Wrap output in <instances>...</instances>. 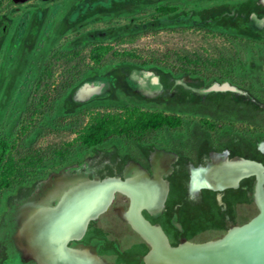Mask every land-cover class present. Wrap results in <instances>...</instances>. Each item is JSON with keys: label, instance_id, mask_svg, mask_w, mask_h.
I'll return each instance as SVG.
<instances>
[{"label": "rangeland", "instance_id": "obj_1", "mask_svg": "<svg viewBox=\"0 0 264 264\" xmlns=\"http://www.w3.org/2000/svg\"><path fill=\"white\" fill-rule=\"evenodd\" d=\"M97 42L163 65L175 60L166 55L197 52L226 60L211 65L210 79L119 56L94 65ZM77 47L82 68L69 75L70 63L56 53ZM45 74L51 106L34 113ZM127 103L176 112L183 125L155 132L146 145L118 136L80 143L77 128L90 112ZM0 138L14 152L45 153L32 175L0 189V264H50L29 244L38 209L57 207L79 185L142 174L163 183L159 202L141 213L171 245L219 240L261 211L264 0H0ZM243 165L250 169L227 174ZM110 199L70 245H88L94 264H145L153 246L127 218L130 192L116 188Z\"/></svg>", "mask_w": 264, "mask_h": 264}, {"label": "bare ground", "instance_id": "obj_2", "mask_svg": "<svg viewBox=\"0 0 264 264\" xmlns=\"http://www.w3.org/2000/svg\"><path fill=\"white\" fill-rule=\"evenodd\" d=\"M247 167L234 166L227 174H242L250 169ZM255 170L260 172L259 168ZM119 187L127 189L132 196L129 218L152 241L153 252L148 257V264H264L262 189L258 192L261 211L251 222L231 229L219 243L182 245L177 253H173L168 250L163 230L148 222L141 213L142 206L156 205L163 194L162 181L159 178H150L147 174L129 181L106 179L104 182L82 184L68 191L57 207H41L32 220L34 232L29 239L30 247L42 258L50 261V264L52 261L54 264H88L84 260L68 256L66 240L77 234L91 211L94 210L95 213L105 207L112 191Z\"/></svg>", "mask_w": 264, "mask_h": 264}, {"label": "trees", "instance_id": "obj_3", "mask_svg": "<svg viewBox=\"0 0 264 264\" xmlns=\"http://www.w3.org/2000/svg\"><path fill=\"white\" fill-rule=\"evenodd\" d=\"M80 48L60 50L56 53L57 59L64 58L70 63L69 75L80 71L82 68ZM118 56L120 57L118 60L128 61L137 66H158L169 70L173 74L199 76L203 79L211 78V75H209L211 65L222 66V63L224 64L226 60L221 59L222 57L212 58L210 55L197 52L182 57L170 56L169 58L166 55L164 59L175 58V60L165 61L166 65H163L164 63H160L159 59H140L138 55L131 51L119 52L111 45L98 42L92 45L89 52V57L94 65L117 59ZM46 78L47 75L45 74L37 86L38 93L33 102L34 113L41 112L42 108L40 107L42 105L51 106L45 88L47 86ZM70 78H68L67 85L71 88L76 82H73ZM218 78V80H221L220 77ZM46 109L53 110L52 107ZM80 121L82 120L80 119ZM183 122L181 115L151 110L136 103H127L114 110L90 112L89 120L81 123L77 128V138L85 146L100 145L113 136L148 144L155 132L164 128L177 129L183 125ZM14 149L15 145L9 139L0 138V189L9 188L14 183L32 175L45 157V153L35 147H30V149L23 147V149H18L17 152H14Z\"/></svg>", "mask_w": 264, "mask_h": 264}, {"label": "flooded vegetation", "instance_id": "obj_4", "mask_svg": "<svg viewBox=\"0 0 264 264\" xmlns=\"http://www.w3.org/2000/svg\"><path fill=\"white\" fill-rule=\"evenodd\" d=\"M140 68H149V67H154V66H138ZM136 104H139V103H136ZM140 105V104H139ZM144 108H148V109H151V110H160V109H156V108H149L147 106H142ZM160 111H163L165 113H171V114H177L176 112H166L164 110H160ZM177 115H180V114H177ZM135 142V141H133ZM138 143V142H136ZM139 144H143V143H139ZM146 145V144H144ZM246 172V171H245ZM258 172V171H257ZM163 184V183H162ZM163 195V194H162ZM112 196V195H111ZM111 200V199H110ZM94 211V210H93ZM93 211H91L89 213V216L93 213ZM93 220V217L91 219L88 220V222L86 223V225L82 228L81 232L79 234H75V235H72L70 236L67 240H66V244H65V249L67 250V254L68 256H71L73 258H77V259H80V260H84L86 261L88 264H94L95 259H96V256L89 251V247L88 245H84V243H81L79 242L77 246H73V245H70V241L72 240H76V239H79L80 237H82L84 234H88L89 231H90V223L91 221ZM155 227V226H153ZM157 229H159L158 227H156ZM159 231L161 232V230L159 229ZM144 236V235H143ZM146 238V237H145ZM149 241V240H148ZM150 242V241H149ZM222 242V241H221ZM219 243V242H217ZM152 244V243H151ZM211 244V243H210ZM216 244V243H214ZM80 245H83V246H80ZM145 253L143 254V257H145V264H147L148 262V256L149 254L147 255L146 254V251H144ZM150 253V252H149ZM78 256V257H77ZM147 260V261H146Z\"/></svg>", "mask_w": 264, "mask_h": 264}, {"label": "water", "instance_id": "obj_5", "mask_svg": "<svg viewBox=\"0 0 264 264\" xmlns=\"http://www.w3.org/2000/svg\"><path fill=\"white\" fill-rule=\"evenodd\" d=\"M119 188H120V187H119ZM115 189H116V188H115ZM111 195H112V193L110 194V198H111ZM110 198H109V201H110ZM109 201L107 202V204L105 205V207L108 205ZM105 207H103L102 209H100V210L96 211L95 213H93L92 215H90L89 218L87 219L86 223L88 222L89 219H91L92 217L97 216L101 211H103V210L105 209ZM143 207H146V206H142L141 209H142ZM127 218L132 222V220L129 218L128 214H127ZM147 221H148V220H147ZM148 222H149V221H148ZM86 223H85V225H86ZM132 224L135 226V228H137L136 225H135L133 222H132ZM85 225H84V226H85ZM137 229H138V228H137ZM138 230H139V229H138ZM139 231H140V230H139ZM140 233H141L142 235H144L143 232L140 231ZM164 235H165V234H164ZM226 235H227V234H226ZM226 235H225L224 237L220 238L219 240H216V241H213V242H209V243H216V242H218V241L224 239V238L226 237ZM144 236H145V237H146V238L152 243V241H151L146 235H144ZM165 241H166V244H167V246H168V250H170V251L173 252V253H177V251L179 250V248H180L182 245L190 244V245H194V246H199V245H205V244H208V243H204V244L183 243V244H180V245H177V246H173V245H171V244L169 243V241H168V239H167L166 236H165ZM152 246H153V244H152ZM152 252H153V247H152V249H151V251H150V253H149V256L152 254ZM149 256H148V257H149Z\"/></svg>", "mask_w": 264, "mask_h": 264}]
</instances>
